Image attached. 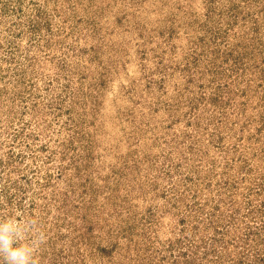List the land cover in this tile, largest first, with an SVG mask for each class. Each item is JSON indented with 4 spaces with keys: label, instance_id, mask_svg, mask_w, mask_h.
Instances as JSON below:
<instances>
[{
    "label": "rangeland",
    "instance_id": "374dc122",
    "mask_svg": "<svg viewBox=\"0 0 264 264\" xmlns=\"http://www.w3.org/2000/svg\"><path fill=\"white\" fill-rule=\"evenodd\" d=\"M228 1L38 0L31 6L30 0H21L20 5L27 3L29 6L23 7L25 17L14 19L11 16L5 23L0 22L1 31L5 27L17 29L19 26L14 24L19 20V29H26V18L39 19V26L45 22L40 31L33 34L36 38H44L30 40L31 33L26 30L15 37L18 45L15 49L19 47L22 54L13 50L14 56H18L26 68L20 77L24 83L15 85L11 70H6L7 64L3 63L5 69H0L1 74L4 73L0 74V86L13 79L9 86L15 85L14 91L18 95L15 101L9 99L12 103L19 100L17 106H11L2 97V109L9 111L12 107V113L6 118L18 120L8 131L19 133L15 140L16 149L25 156L18 167L28 178H33V171L28 169L33 159L28 155L33 154V149H40V145L45 144V148L37 152L42 156L49 154L52 158L54 151L61 150L62 144L73 135L60 128V122L53 121L50 103L56 89L46 86V73L55 71V63L66 56L68 65L64 70L68 75L71 73L72 85L74 88L82 85L79 99L81 102L85 100L86 104L78 105L80 108L72 113L76 121L83 120L81 129L74 135L75 151L70 159L78 167L57 175L60 160L57 154L53 161L44 162L45 157L33 161L36 165L34 171L38 168L52 171L54 184L60 187L72 179L73 174L80 175V184L67 201L74 204L83 197L92 201L90 210L79 204L70 208L69 220L73 219L72 223L77 225L75 229L64 228L62 223L54 228L65 234L58 240L57 249L60 245L66 249L69 244L82 243L76 264H169L166 258H162L168 238H173L169 225L174 216L164 211L163 203L167 195L172 197L180 193L175 188L177 190L183 183L181 171L190 168V153L186 151L196 138L194 135L203 140V144L207 143L209 132L202 128L207 122L205 114L210 115L211 109L203 113L198 107L200 131L188 125V116L191 117L192 113L191 103L198 101L202 105L208 102L206 95L214 91L217 83L212 81L214 71L211 72L203 62L207 73L202 77L193 71L194 80L187 86L192 90L182 97L178 93L182 84L185 86V80L190 79L191 71L187 67L192 63L187 66V62L192 58L191 50L199 37H209L206 26L214 19L216 21L217 13L226 7L224 4ZM235 3L241 13L228 39L230 41L235 31L244 42L251 35L254 20L264 27V8L260 0H235ZM36 6H40L45 16L35 17ZM70 6H73V13ZM209 9L214 11L207 15ZM256 15L257 19L254 18ZM208 16H212L211 21L205 20ZM71 42L74 48H69ZM47 46L46 52H40ZM243 62L244 68L241 65L231 78V85H236L231 94L244 89L242 100L239 98L238 101L246 100V103L234 107V112L238 113L236 129L223 133L226 156L237 159L232 171L238 173L237 168L245 166L242 162L247 164L250 161L244 167L245 170L252 169L250 177L238 174L236 178L242 177V182H238L241 184L250 182L258 171L264 173V127L258 137L250 136L262 124L260 115L264 113V53L257 52L250 59L245 57ZM227 65L224 62L219 68ZM201 69L199 64L196 70ZM249 82L251 84L247 86ZM200 83L204 85L199 86ZM202 94L205 97L202 98ZM84 112L85 115L80 116ZM244 122L250 124L244 125V130L237 129ZM36 135L38 138L34 137ZM234 142L242 150L240 155L238 151H232ZM207 147L208 157L218 154L212 143ZM16 176L17 172L12 175ZM241 186L237 189L238 198ZM154 205L160 208L156 215H151ZM159 214H162L161 218H156L158 221L152 224ZM50 226L48 222L47 227ZM63 255L54 264H66L67 258ZM50 261L49 252L38 256L39 264H51Z\"/></svg>",
    "mask_w": 264,
    "mask_h": 264
},
{
    "label": "trees",
    "instance_id": "16d2710c",
    "mask_svg": "<svg viewBox=\"0 0 264 264\" xmlns=\"http://www.w3.org/2000/svg\"><path fill=\"white\" fill-rule=\"evenodd\" d=\"M37 1L30 0L29 3L32 6ZM260 1L262 2L261 7L264 8V0ZM20 3L21 0H16V2L14 0H0V22L5 23L11 16H14V19L25 17L22 10L29 6L27 3L21 5ZM224 5L226 7L219 10L216 21L214 19L211 22L212 24L205 28L206 32H210L209 37L202 36L197 39L196 46L191 50L190 55H192V58L187 62V66L192 63V66L187 67L191 71L190 79L185 80V86L180 83L182 86L178 95L182 97L187 91L192 90L191 87L187 86L194 80L193 71L199 73L202 77L207 73L203 67V62L211 72L214 71L212 81L217 82L214 91L210 95H206L208 102H203L200 105L196 101L190 105L192 113L188 110L191 115V117L188 116V125H192L200 131L199 127L202 126L199 120L200 113L197 114V109L200 106L201 110L199 111L203 113L211 109L210 115L205 114L207 122L202 128L209 132L206 139L207 143L203 144V140L197 137L196 134L194 135L196 138H193L186 151L190 153V159H188L191 160L190 168L186 172L181 171V174H184L182 177L183 183L177 190L175 188V191L180 193L172 197L167 195L163 203L164 211L174 216V221L169 225V233L173 235V238H168V244L164 247L166 252H164L162 258V260L166 258L169 264H264V173L258 171L255 176L251 177L250 182L238 183L242 182V177H250L252 169L250 171L249 168L245 170L250 161L247 164L242 162L245 166H239L237 168L238 173L232 171L237 165V159L226 156L227 148L224 146L223 140L225 138L224 132L227 134L236 129L237 121L235 119H237L238 113L234 112V107L246 103V100L240 102L245 92L244 89L231 94L234 86H236L235 84L231 85V78L234 72H238L241 65L244 68L243 58L248 57L250 59L257 52L264 53V27L257 24V20H254L250 27L251 35L248 39H245L246 41H240L243 38H239L240 36L235 31H233V36L229 41V33L234 30V24L237 23L241 9L238 11L239 5L235 3V0H229ZM69 10L73 13V6H70ZM213 11L214 9H209L207 15ZM35 14V17H40L42 14L40 6H36ZM247 14L251 15L252 13ZM42 16H45L44 13ZM211 17L208 16L205 20L211 21ZM257 17L256 15L254 18L257 19ZM25 20L28 21L26 29H19L21 25L19 20L14 24L19 26L17 29L16 27L12 29L5 27L4 31L0 30V34H2V38H0V69L5 67H2L3 63L7 64L6 70H11L10 76L14 77L15 85L20 82L24 83V80L20 77L24 75L26 69L18 56H14L13 50L22 54L19 47H17L18 50L15 49L18 46L15 43V37H19L21 32L26 30L31 33L30 40L38 41L40 38H44V36L36 38L33 34L40 31L45 22L42 26H39V19L26 18ZM45 26L49 27L47 23ZM48 41L49 38L46 39V42ZM68 44L69 48L71 46L75 47L73 42ZM221 44H223L222 49H220ZM48 47H42L40 52H46ZM259 60V63H261L262 60ZM224 62L228 63V67L219 68ZM199 64L203 69L197 71L196 67ZM67 65V57L62 56L60 61L57 64L55 63L56 70L53 68L55 71L46 73V86L50 88L52 86L56 89V92H53L52 103H50V110L53 111L55 118H53V121L60 122L59 127L65 128L73 135L62 144L61 150L54 151L52 158L49 154L42 156L37 152L42 151L45 144L40 145V149H33V154L28 155V157L33 158L32 162L28 164V169L33 171V178H28V175L23 174L20 167H18V163L22 162L25 156L20 149H16L15 140L18 138L19 133L14 132L13 134L8 131L14 125V121L18 120L13 118L8 120L6 118L12 113L10 112L12 107L9 111L2 109V97L11 106H17L19 102V100L17 103L9 101V99L15 101L18 97L14 91L15 85L9 86L13 79L11 81L7 80L0 86V150L4 149L0 151V220L9 217L21 220L28 217L37 218L39 221L38 228L46 237L38 248L37 255L44 256L49 252L51 264H54L63 254L67 258L66 264L77 263L81 254L79 247L82 243L69 244L66 249L60 245V248L57 249L58 240L63 239L65 234L61 229L54 228L62 223L64 228L73 227L75 229L77 225L72 223L73 219L69 220L70 208H76L78 204L83 206L85 210H90L92 207L91 199L85 197L81 198L82 201L74 204L67 201L71 192H74L79 186L78 179L80 175L73 174V178L68 180L64 186H61L63 187L61 189L59 185L54 184L52 178L54 173L52 171L46 169L42 171L39 168L34 171L36 165L33 161L36 162L37 158L42 159V157H45L44 162L53 161L56 159L54 158L56 154L60 158L57 165V175H64L67 169L78 167L70 159L74 157V135L81 129L83 120L76 121L72 113L80 108L78 105L86 104V101L81 102V99H79L82 95V85L80 84L77 88H74L71 82V73L68 75L64 70ZM222 80L225 82H222ZM250 84L249 82L247 86H250ZM203 85V83H200L199 86ZM201 97H205V94H202ZM239 98H241L240 101H238ZM24 106L22 112L26 111ZM64 106H66L65 111L63 110ZM66 113L67 116L63 117ZM81 115H85V112ZM260 118L262 124L256 127V130L250 133V136L258 137L262 134L264 113L260 115ZM246 124L250 123L244 122L241 125L242 127H237V129L244 130ZM12 129L17 130L15 127ZM6 134L7 136H5ZM209 135H211L210 138H208ZM190 136L191 134L188 135V137ZM34 137L38 138V135ZM209 143H212L216 148L217 155L208 157L207 144ZM5 146L8 148H5ZM231 148L233 153L238 151L240 155L242 150L238 144L234 142ZM66 158L67 161H65ZM68 161L69 163H66ZM251 166L249 165L250 168H252ZM15 172H17V176L12 177ZM238 174L242 176L239 180L236 179L239 177ZM239 186H241V192L238 198L237 189H239ZM85 192L87 193V190ZM85 202H87L86 205H84ZM150 206H152V202ZM154 207L155 209L152 208L150 211L151 215H156L160 208H156V205ZM55 212L56 214L50 215V213ZM161 216L162 214L157 215L152 224H155L158 221L156 218L160 219ZM47 217H50V220ZM147 218L149 219V216ZM48 222L51 224L50 227H47ZM148 238V236L145 237L146 242ZM84 244L87 243L84 242ZM0 264H3L2 258H0Z\"/></svg>",
    "mask_w": 264,
    "mask_h": 264
},
{
    "label": "clouds",
    "instance_id": "9594fccd",
    "mask_svg": "<svg viewBox=\"0 0 264 264\" xmlns=\"http://www.w3.org/2000/svg\"><path fill=\"white\" fill-rule=\"evenodd\" d=\"M35 217L0 220V258L3 264H39L37 250L45 240Z\"/></svg>",
    "mask_w": 264,
    "mask_h": 264
}]
</instances>
